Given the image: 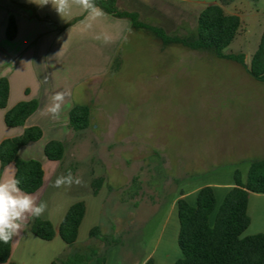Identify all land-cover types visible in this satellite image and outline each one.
I'll list each match as a JSON object with an SVG mask.
<instances>
[{"label": "rangeland", "instance_id": "374dc122", "mask_svg": "<svg viewBox=\"0 0 264 264\" xmlns=\"http://www.w3.org/2000/svg\"><path fill=\"white\" fill-rule=\"evenodd\" d=\"M212 4L240 18L238 34L224 53L244 55L249 67L264 32V0H117L116 5L169 36L188 37L196 32L199 13ZM96 27L82 31L75 43L82 45L80 52L64 63L65 75L72 73L78 81L106 71L77 83L72 94L74 104L90 107V126L74 132L65 114H59L55 127L40 121L42 138L19 154L44 164V185L34 198L46 202L39 218L52 224L55 239L40 240L28 224L14 258L51 264L93 249L96 256L87 264H97L99 257L104 264H144L146 259L173 264L182 258L176 208L181 195L194 206L198 190L212 187L213 226L235 171L245 180L250 163L264 160V82L210 52L163 47L145 30L123 36L114 24ZM105 38L116 50L98 49ZM105 55H112L109 66ZM52 140L64 144L60 162L44 157ZM69 170L82 183L53 187ZM77 202H83L85 215L76 242L66 245L56 231ZM247 215L250 224L241 236L264 233V195L250 196ZM94 228L106 241L90 236Z\"/></svg>", "mask_w": 264, "mask_h": 264}, {"label": "trees", "instance_id": "16d2710c", "mask_svg": "<svg viewBox=\"0 0 264 264\" xmlns=\"http://www.w3.org/2000/svg\"><path fill=\"white\" fill-rule=\"evenodd\" d=\"M102 11L114 18L127 19L135 30H145L158 39L163 47L179 45L192 51L210 52L216 58L235 62L242 66L256 81L264 82V32L259 46L247 67L242 54H225L224 50L234 41L241 27L240 18L224 12L220 5H208L197 16L196 32L188 37L169 36L162 28L149 26L139 21L137 13L119 11L117 0H95ZM16 22L13 17L8 20L6 37L12 40L16 35ZM9 96V83L0 78V109H5ZM38 101L28 100L17 103L4 115L7 127H23L26 120L37 110ZM68 126L74 132H81L90 126V107L75 104L68 112ZM42 138L38 127L25 128L21 135L5 139L0 143L1 170L13 164L14 177L20 180L23 191L33 194L43 186L44 171L42 164L35 159L24 160L19 151L30 143ZM64 144L52 140L43 150L44 157L52 162H60L64 156ZM96 189L98 183H94ZM93 190V194L97 190ZM249 193L264 194V160L250 163L248 174L242 180L238 171L234 173V184L226 193L217 212L213 226L209 216L216 206L212 187L198 190L196 203L190 205L184 198L176 203L179 221L177 243L182 258L173 264H264V233L242 237L250 224L247 215ZM85 215L83 202L69 207L58 227V236L66 245L76 242L78 229ZM31 233L43 241H51L55 231L48 220L33 217L30 222ZM90 236L106 241L99 229L90 231ZM11 254V242L0 243V263H6ZM96 256L93 249L85 253H73L51 264H87ZM97 264H104L99 257ZM145 264H154L149 259Z\"/></svg>", "mask_w": 264, "mask_h": 264}, {"label": "crops", "instance_id": "0c3cea01", "mask_svg": "<svg viewBox=\"0 0 264 264\" xmlns=\"http://www.w3.org/2000/svg\"><path fill=\"white\" fill-rule=\"evenodd\" d=\"M43 2L44 0H0V78H6L9 83L6 108L0 109V143L5 139L21 135L25 128L36 126L41 129L40 121L46 119L55 127L57 118L42 114V110L50 103V97L58 91H67L69 94L62 104L59 114L68 115L69 110L75 105L72 94L80 81L86 82L97 75L106 73V71L93 72V76L90 75L79 81L72 77V73L65 75L64 63L66 59L71 54L80 52L82 45L75 43L78 42L77 39H79L82 31L92 33V30L97 29L96 26L99 23L100 25L104 23L116 25V28L121 30L119 33L123 32V36L132 29L130 22L126 19H113L114 17L104 12L102 16L92 19L83 8L73 5L69 12L59 15L55 10L54 0H49L48 4L42 5ZM10 17L14 18L17 28L16 35L12 40H8L6 37V28ZM109 27L111 30V26ZM114 43L111 39L105 38L104 48L95 46L91 49L94 51L93 55L96 56V48L102 51L115 47L113 50H116L117 45ZM112 55L108 57L105 55L108 66L112 61ZM67 82L69 83L66 84ZM28 100L38 101L37 110L26 120L23 127H7L4 123L6 111L17 103ZM28 145L21 148L19 154ZM19 157L21 158L20 155ZM21 159L28 160L31 158ZM41 164L43 168L44 164ZM14 173L13 164L5 166L2 170L0 166V180L14 177ZM44 179L45 173L43 185ZM38 192L39 190L32 196H36L39 194ZM252 194L254 193H249L248 199ZM181 197L184 198L185 195H181ZM32 218L29 215L23 222L19 234L11 241V254L8 261L0 264H25V262H20L14 257L26 236L28 224L30 225ZM57 234L58 230L56 231ZM34 244L37 245V243ZM54 257H48L50 263Z\"/></svg>", "mask_w": 264, "mask_h": 264}, {"label": "clouds", "instance_id": "9594fccd", "mask_svg": "<svg viewBox=\"0 0 264 264\" xmlns=\"http://www.w3.org/2000/svg\"><path fill=\"white\" fill-rule=\"evenodd\" d=\"M44 0L42 5L48 4ZM55 10L59 15L66 14L73 5L79 6L89 14L92 19L102 16L104 13L95 0H54ZM69 93L58 91L50 97V103L42 110V114L57 118L61 111L62 104ZM20 180L15 177L0 180V243L7 244L17 236L23 226V222L30 215L38 218L46 209V202H36L32 194L23 191L20 187ZM79 177L73 176L71 170L61 174L53 183V187L73 184H81Z\"/></svg>", "mask_w": 264, "mask_h": 264}]
</instances>
